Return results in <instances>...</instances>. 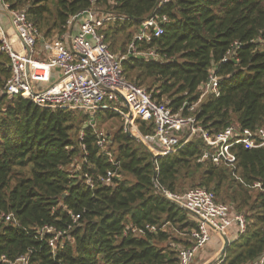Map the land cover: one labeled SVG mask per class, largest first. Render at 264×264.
<instances>
[{
  "label": "trees",
  "instance_id": "16d2710c",
  "mask_svg": "<svg viewBox=\"0 0 264 264\" xmlns=\"http://www.w3.org/2000/svg\"><path fill=\"white\" fill-rule=\"evenodd\" d=\"M5 2L24 11L44 39L61 35L69 18L94 3L103 12L127 16L101 30L110 50L126 55L159 0ZM157 10L169 17L164 33L136 45L139 52L155 50L159 60L128 55L122 63L125 78L174 113L195 115L212 133L232 124L249 129L264 124V0H171ZM212 69L220 79L219 95H205L189 110ZM11 73L10 57L0 52V87ZM89 117L41 108L21 96L2 97L0 212L12 213L18 224L0 222V264H10L2 256L14 261L26 254L30 264H178L179 249L193 244L190 232L197 221L161 190L185 193L197 186L214 191L217 201L233 205L246 219L245 232L231 235L220 264L264 260V192L255 186L264 187V147L235 145V165H215L199 161L205 143L194 138L155 158L120 126L109 137L116 165L97 145L96 125L121 115L100 109L95 127L87 125ZM138 125L144 134L154 131L152 122L138 120ZM74 163L80 166L76 172ZM109 171L119 177L102 183L99 177ZM85 174L95 180L94 187L86 184ZM46 225L65 232L54 248L53 235L41 233ZM147 225L157 231L132 232Z\"/></svg>",
  "mask_w": 264,
  "mask_h": 264
},
{
  "label": "built area",
  "instance_id": "2783aa9c",
  "mask_svg": "<svg viewBox=\"0 0 264 264\" xmlns=\"http://www.w3.org/2000/svg\"><path fill=\"white\" fill-rule=\"evenodd\" d=\"M170 1L159 0L157 9ZM0 3V10L7 15L9 22L7 25L0 19V52L10 57L12 71L4 86L0 87V107L3 96H21L41 108H66L89 114L87 125L91 127H95V112L110 109L125 119L132 135L146 145L155 158L177 152L194 138H200L205 143L199 161L215 165L234 166L237 157L232 148L235 145L264 147V124L255 129L232 124L218 133H212L195 115L174 113L166 103L154 100L146 88L125 78L122 63L128 55L146 61L159 60L155 50L139 52L136 45L138 41L149 43L164 33L169 17L159 10L153 11L141 23L129 44V54L118 55L110 50L101 30L111 21L128 20L127 16L103 12L94 3L89 10L69 18L61 35L44 39L24 11L11 9L5 0H0ZM219 82L212 69L208 80L202 84L199 101L191 104L189 110L193 111L205 95H219ZM138 120L152 122L154 131L144 134L137 125ZM98 134L97 145L112 163L118 165L110 150L109 137L103 132ZM72 166L78 167V164ZM117 177L116 172L109 171L99 179L102 183L112 184ZM84 178L86 184L95 186L92 176L85 174ZM255 186L264 192L260 183ZM161 191L197 221V227L190 232L193 244L179 249L178 264H192L198 251L211 240L213 232L231 241L233 226L239 233L246 230L245 216L236 213L230 205L217 201L214 191L206 187L197 186L185 193ZM73 219L76 222L78 217ZM3 221L18 224L12 213L0 212V222ZM146 230L157 231V228L147 225L144 229L133 228L132 232L142 235ZM41 233L53 235L50 240L53 248L65 234L49 225L44 226ZM1 259L10 264H30L28 254L14 261L7 260L5 256ZM263 261L261 259L256 264H263ZM220 262L222 258L211 264Z\"/></svg>",
  "mask_w": 264,
  "mask_h": 264
},
{
  "label": "crops",
  "instance_id": "0c3cea01",
  "mask_svg": "<svg viewBox=\"0 0 264 264\" xmlns=\"http://www.w3.org/2000/svg\"><path fill=\"white\" fill-rule=\"evenodd\" d=\"M0 7H2V5H1V3H0ZM7 17V15L4 13V12H2L1 10H0V19L2 20V21H4L5 22V24H7L8 25V19L6 18ZM237 229H236V227H232L231 228V235H232V237L234 236V237H236L235 236V234H236V231ZM213 235H215L216 236V238H214L213 239V244H211V241H210V243L207 245V250H203V251H201L200 253H198V255H196V264L199 262V261H204L202 264H208V262L209 261H213L214 260V258L216 257V259H217V256H219V253H220V251H221V249H222V247H223V245H224V239L221 237V235H219L218 233H216V232H213L212 233V235H211V239H212V237H213Z\"/></svg>",
  "mask_w": 264,
  "mask_h": 264
},
{
  "label": "rangeland",
  "instance_id": "374dc122",
  "mask_svg": "<svg viewBox=\"0 0 264 264\" xmlns=\"http://www.w3.org/2000/svg\"><path fill=\"white\" fill-rule=\"evenodd\" d=\"M118 55H120V54H118ZM126 122H125V119L121 116V117H115V118H113V119H110V120H108V121H106V122H104V123H102V125L98 128L97 127V125H96V129L99 131V132H103L105 135H107L108 137H111V135L120 127V126H123L124 127V129H125V127H126V124H125ZM137 125H138V121H137ZM138 127H139V125H138ZM126 131V130H125ZM110 139V138H109ZM76 164V163H75ZM79 165H78V167H74V166H71V169H72V171L73 172H76V171H78V169H79ZM228 204V203H227ZM228 205H230L231 206V208L233 209V210H235V208H234V206L233 205H231V204H228ZM232 210V211H233ZM236 212V211H235ZM176 236L178 237H181L182 235L181 234H178V233H176ZM214 238H216V236L215 235H213V237H212V241H211V244H213V239ZM210 241L208 242V244L210 243ZM207 244V245H208ZM207 245L205 246V247H203L202 249H200L199 251H198V253H200L201 251H203V250H207ZM173 246H175V245H173ZM198 253L196 254V255H198ZM217 259H218V256H217ZM196 256H195V258H194V260H193V263L192 264H196ZM216 260V257L214 258V260L211 262V261H209L208 262V264H211V263H213L214 261ZM205 261V260H204ZM204 261H199L197 264H202Z\"/></svg>",
  "mask_w": 264,
  "mask_h": 264
},
{
  "label": "water",
  "instance_id": "95a60500",
  "mask_svg": "<svg viewBox=\"0 0 264 264\" xmlns=\"http://www.w3.org/2000/svg\"><path fill=\"white\" fill-rule=\"evenodd\" d=\"M81 16V15H80ZM126 132L130 135V136H133L132 133L130 132L129 130V127H126ZM224 245L219 253V256H218V259H221L226 251V249L228 248V246L230 245L231 241L228 240L227 238L224 239Z\"/></svg>",
  "mask_w": 264,
  "mask_h": 264
},
{
  "label": "bare ground",
  "instance_id": "6f19581e",
  "mask_svg": "<svg viewBox=\"0 0 264 264\" xmlns=\"http://www.w3.org/2000/svg\"><path fill=\"white\" fill-rule=\"evenodd\" d=\"M263 263H264V261H263Z\"/></svg>",
  "mask_w": 264,
  "mask_h": 264
}]
</instances>
